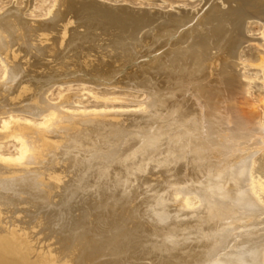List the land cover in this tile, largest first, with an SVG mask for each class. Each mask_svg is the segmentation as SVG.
I'll list each match as a JSON object with an SVG mask.
<instances>
[{"label": "rangeland", "instance_id": "obj_1", "mask_svg": "<svg viewBox=\"0 0 264 264\" xmlns=\"http://www.w3.org/2000/svg\"><path fill=\"white\" fill-rule=\"evenodd\" d=\"M61 1L0 0V33H3V35H0V43L5 46L7 41L6 48L14 49L12 51L8 49L9 51L7 52L6 48L4 50V47L0 44V103H3L0 104V111L10 110L9 108L15 107L21 109L0 114V157L10 158L17 163H23L29 160V155L32 160L36 159L33 165L39 169L34 168L36 174L29 175V177H35L31 178L32 180L29 178L31 181L29 183H32L31 185L28 184L29 188L31 187L28 190L29 194H22V192L17 194V188H14L16 190L15 193L13 192L15 190L9 189L7 192L5 191V194L12 196V199L9 196H5L4 200H2L4 205H1V207L3 208L2 211H4L3 221L6 223L4 225L10 226L9 223H11V227H13V223H15L14 228L25 236L28 248H30L27 251L31 253L29 254L30 256L32 255L30 260L32 258L35 261L38 259V264H41V260L42 264H47V261H49L48 264H61L62 262V264H83L85 260L87 264H129V261L130 264H226L229 261H227L228 255L235 254L238 256L239 254L240 258L234 257L235 260H231L232 262L228 263L264 264V1L259 0L258 4L256 2L248 4L249 0H222L223 2L221 0H84V2L82 0H74L72 3L76 2L78 6H70V9L66 7L68 11L65 8L66 4L64 5L63 1ZM60 3L62 7L58 5ZM232 4H235V6ZM247 6L248 9H246ZM105 7H111V10L108 11ZM59 8L63 11L62 17L57 13ZM116 8L117 10L121 8L124 11L126 10L121 12L125 14L122 15L120 12L112 13V9L116 10ZM75 12H79L83 16L87 14V16L85 15L87 18L85 16L84 18L79 13L75 15ZM13 16H18L22 23H17L19 25L15 24L17 30L14 25H12L13 27L8 25ZM56 16L58 17L56 18ZM70 17H72L73 21L71 26L75 23L76 27L73 25L72 28L68 24ZM73 17L76 18L73 19ZM61 19L62 21H60ZM197 20L201 21V24ZM49 21L54 24H50ZM35 22L40 23L37 24ZM48 23L50 24L49 27L43 28ZM185 23L186 25H184ZM76 24L79 25L77 26ZM57 25H60L58 27L60 31L57 30ZM35 27L43 28L44 30H36ZM24 28L27 29V32ZM65 29H67L66 33L63 34ZM4 31L7 33L11 32L9 33L11 35L7 34L5 36ZM13 31L16 32L12 35ZM72 31L78 32L75 37L74 35L72 36ZM109 32L112 34L117 32L118 35L116 34V36L119 38L113 39L114 41L109 40L111 36L106 37L110 34ZM24 34L27 38L24 37ZM71 36L73 40L76 39V42H73ZM55 39L59 47L62 48L57 53L49 49ZM232 39L233 41H231ZM19 40L25 41L19 42ZM26 40L28 42L31 41L25 43ZM3 41L4 43H2ZM31 42L38 44L45 50L37 53L36 47ZM11 43L13 44L10 45ZM17 43L19 46L23 45V48L21 46L18 48ZM112 46L114 47L113 49ZM76 47L79 53L74 52L77 51ZM23 50L26 54L23 53ZM92 51H94L93 54ZM14 52L15 54L22 52L20 54L21 59L35 62L33 67H35L37 74L32 75L31 73L32 77L27 75L26 80L31 79L28 82L32 83V87L31 89L28 87L29 91L26 90V93L29 94L23 93L24 97L22 96L21 100L24 103L20 99L14 103L10 101L16 94L17 88L13 90V94L10 93L9 88L7 89L8 86L3 87L7 82L6 80L9 79L10 74L7 64L8 61H11ZM112 52L114 55L110 56L109 54ZM4 53H7L9 57L12 55L11 58L4 56ZM22 54L25 55L22 56ZM102 54L105 58H103ZM44 55L46 56L44 57ZM40 56H43L42 58L44 59ZM212 61L216 64L212 63ZM158 65H161L162 68H159ZM151 67L153 69H150ZM206 71L209 72L207 73ZM168 83L172 84V87H167ZM174 84L177 85L175 86ZM6 90H9V92ZM32 94H35V98L37 97L40 102L42 101V104H45L43 109L35 114H32L29 110V112L27 110L24 111L30 101L28 95L31 96ZM164 94L165 96H163ZM173 95L176 96L174 97ZM152 98H155L157 102L151 103L150 100ZM159 99L161 100L159 101ZM18 101H21L20 104H18ZM159 107L160 109H158ZM165 107L172 108L174 114L171 113L167 116L164 112ZM52 110L55 111L52 112ZM161 110L164 111L162 112ZM65 111L69 113L67 114ZM175 114L176 117L173 116ZM81 116L82 118H80ZM170 116L171 118L175 117L173 118L174 121L170 119ZM72 117L73 120H71ZM94 117H106L110 121L115 119L112 122H118L117 129H121L124 134L117 133L118 130L117 132L107 130L105 124L100 126L93 124L92 122L95 121L93 120ZM53 118L57 119V121H54ZM147 119L151 120L148 121ZM79 120H82V123L84 121L87 127L85 124H81ZM86 120L88 121L86 122ZM69 121H74L75 123H71L75 125H70ZM125 122L126 124H124ZM52 123L51 129L49 126ZM27 124H30L34 128L33 130L37 128L42 131L45 130L44 132L51 136L50 140H53L56 144L49 147L47 145L42 146L36 140L34 142L33 139L28 138L27 146L30 152L25 155L22 152L25 147L24 143L20 140L21 138H18L20 134L16 133L15 127L16 125H24V128ZM62 124L63 126L61 127ZM76 125L78 126L76 127ZM71 126L76 128L71 130ZM56 129H58V132ZM73 131H76V134ZM209 144L211 145L209 146ZM54 146L56 148H53ZM45 149H49L48 154L51 150L50 156L46 153V156H44L43 152ZM56 149L58 150L56 151ZM204 158L210 163L207 166L201 164L205 160ZM52 164H55L52 166L53 168H51ZM54 167H57L56 171ZM80 168L81 170H79ZM116 169L119 170L117 171ZM75 171H78V174ZM87 174L88 176H86ZM15 175L19 177L27 176L26 174L23 175V173H16ZM217 175H221V179H218V181L216 180L217 178L215 179ZM70 176L71 180H69ZM81 176L84 178L82 179ZM118 176L122 178L121 181ZM94 177L96 180H94ZM210 177H213L215 181ZM6 178L9 177L6 176ZM42 178H46L44 179L45 182L42 181ZM55 178L56 180L61 178L62 183L60 180L56 182ZM76 179L79 181L82 179L84 183ZM74 180L76 181L75 183ZM112 180L115 182L118 180L119 182L117 183L119 184L114 183ZM42 183L43 185H41ZM58 183L59 186L57 185ZM79 183L81 185H78ZM55 186L57 187L55 188ZM37 187L38 189H36ZM58 187H60V190L57 189ZM65 187L68 189H65ZM75 187L79 188V191ZM74 190L77 191L73 192ZM29 191L32 192V195ZM68 191H71L70 194ZM48 192L52 193V195ZM72 192L73 194H71ZM218 192L220 193L219 195ZM82 193L87 195L84 196ZM17 195L19 198H17ZM86 196H89V199ZM64 197L65 199H63ZM92 197H95L94 202H91ZM100 197H104L101 198L103 201L100 200ZM83 198L87 199L84 200ZM180 200L186 202L183 203L182 207L180 206ZM251 200L252 202H250ZM84 203H87L88 207L87 205L84 206ZM228 206L232 210L234 209L235 215L232 220L228 219L224 223L218 218ZM60 207L65 210L62 209V211ZM89 207L92 209H89ZM176 207L181 210L184 209V211L193 212V215L189 216L185 212L177 211ZM152 209L153 211L155 209V212L159 210V213L156 212L154 214L155 212ZM90 210L93 212H90ZM59 211L62 212L60 213ZM194 213L197 215L195 216ZM77 215L80 218L77 217V219L75 217ZM199 215L202 217L200 216V218ZM81 217L82 219L84 217V219L82 220ZM154 217L156 218L154 219ZM64 220H67L69 226ZM24 224L29 230L24 227ZM187 226L192 227L187 228ZM95 227L96 229H93ZM194 227H199L197 228L198 231ZM202 227L203 230H201ZM193 228L196 230L195 232H193ZM22 229L25 233H23ZM199 230L201 231L199 232ZM70 232L73 233L71 234ZM156 232L164 235L165 232H169V235L166 234L167 236H164L156 234ZM82 233L88 234L86 235L87 237ZM77 236H79V239ZM36 241L37 243H35ZM74 241H77V246H72L75 244ZM93 242L96 243L92 244ZM66 243L74 249H71ZM101 243L103 244L101 245ZM171 243H174L173 246ZM79 247L85 251L82 250L83 253L79 252ZM98 247L100 249L104 248L100 250ZM31 248L38 251L33 252L35 250ZM62 252L68 253V256L62 254ZM74 252H79L81 256L78 255L79 253L74 254ZM135 252L136 254H133ZM96 253H99L100 256ZM46 254L50 255V257ZM45 255L47 260H44ZM75 255L78 258H75ZM83 256L86 258H83ZM80 257L82 260L84 259V262H80L82 261ZM185 258L186 260H184ZM74 259L76 262H74ZM10 263L12 262L10 261Z\"/></svg>", "mask_w": 264, "mask_h": 264}, {"label": "bare ground", "instance_id": "obj_2", "mask_svg": "<svg viewBox=\"0 0 264 264\" xmlns=\"http://www.w3.org/2000/svg\"><path fill=\"white\" fill-rule=\"evenodd\" d=\"M63 1V3H64V5L66 4V6H65V8L66 7H68V9H70L69 7L70 6H75L76 7V5L78 6V4L75 2V3H72V2H74V0H62ZM61 1V2H62ZM76 1V0H75ZM83 2H84V0H82ZM88 1V0H87ZM215 1V0H214ZM222 1V0H221ZM227 1V0H226ZM234 1V0H233ZM241 1V0H240ZM243 1H248V0H243ZM264 1V0H263ZM210 2V1H209ZM212 2V1H211ZM223 2V1H222ZM252 2H256V4H258L259 3V0H249L248 1V4H250V3H252ZM62 3V4H63ZM208 4V3H207ZM210 4V3H209ZM58 5H60V7H62V5H61V3L60 4H58ZM63 5V6H64ZM226 5H227V3H226ZM232 5H234L235 6V4H232ZM242 5H243V3H242ZM245 5V4H244ZM81 6V5H80ZM85 6V5H84ZM210 6V5H209ZM208 6V7H209ZM252 6V5H251ZM64 7H63V10L65 9ZM74 8V7H73ZM97 8H99V7H97ZM104 8V7H103ZM108 11L109 10H111V7H105ZM109 8V9H108ZM125 8V7H124ZM204 8V7H203ZM215 8V7H214ZM250 8V7H249ZM257 8H259V7H257ZM82 9V8H81ZM92 9H93V7H92ZM105 9V10H106ZM126 9V8H125ZM206 9V8H205ZM221 9V8H220ZM244 9V8H243ZM246 9H248V6H247V8ZM59 10V12H57L58 14H59V16H61V14L63 13V11H62V9L61 8H59V9H57V11ZM61 10V11H60ZM66 10H67V8H66ZM208 10V9H207ZM212 10V9H211ZM15 11V10H14ZM65 11V10H64ZM68 11V10H67ZM74 11V10H73ZM101 11V10H100ZM126 11V10H125ZM122 8L121 9H119V10H117V8H116V10L114 9H112V13L113 12H125ZM128 11V10H127ZM214 11V10H213ZM257 11H258V9H257ZM70 12V11H69ZM80 12V11H79ZM79 12H77V13H79ZM84 12V11H83ZM204 12V11H203ZM206 12V11H205ZM208 12V11H207ZM12 13H14V12H12ZM76 12H75V15L77 14ZM85 13V12H84ZM222 13V12H221ZM52 14H56V13H52ZM80 14V13H79ZM118 14V13H117ZM122 14V13H121ZM123 14H125V13H123ZM122 14V15H123ZM128 14V13H127ZM133 14H135V13H133ZM218 14V13H217ZM80 15H82L83 16V14H80ZM79 15V16H80ZM86 16H87V14H85ZM84 15V16H85ZM91 15V14H90ZM107 15H108V13H107ZM120 15V14H119ZM119 15H118V17H119ZM202 15V14H201ZM203 15H205V14H203ZM7 16V15H6ZM55 16V15H54ZM73 16V15H72ZM83 16V17H84ZM85 16V17H86ZM128 16V15H127ZM134 16V15H133ZM136 16V15H135ZM192 16V15H191ZM212 16V15H211ZM14 17V16H13ZM13 17H11L12 18V20L8 23V25L9 26H12V25H14L15 26V24H17V23H21V20H20V18H18V16H15L14 18ZM58 16H56V18H57ZM62 17V16H61ZM60 17V18H61ZM84 17V18H85ZM90 17V16H89ZM115 17H116V15H115ZM124 17V16H123ZM145 17V16H144ZM170 17V16H169ZM202 17V16H201ZM204 17V16H203ZM207 17V16H206ZM213 17V16H212ZM8 18V17H7ZM54 18V17H53ZM74 18H76V17H73V19ZM87 18V17H86ZM91 18V17H90ZM113 18V17H112ZM121 18V17H120ZM126 18V17H125ZM175 18H176V16H175ZM198 18V17H197ZM170 19V18H169ZM179 19H181V18H179ZM178 19V20H179ZM199 19V18H198ZM205 19V18H204ZM65 20V19H64ZM76 20V19H75ZM81 20V19H80ZM82 20H83V18H82ZM102 20V19H101ZM121 20H122V18H121ZM126 20H127V18H126ZM139 20V19H138ZM141 20V19H140ZM190 20H192V19H190ZM206 20V19H205ZM205 20H203V21H205ZM2 22H3V20H1ZM41 21V20H40ZM44 21V20H43ZM46 21V20H45ZM60 21H62V19L60 20ZM77 21H79L78 19H77ZM86 21V20H85ZM89 21V20H88ZM128 21H129V19H128ZM173 21V20H172ZM198 21V20H197ZM228 21V20H227ZM261 21V20H260ZM7 22V21H6ZM22 22H24V21H22ZM50 22V21H49ZM73 21H72V17H70V20H69V22H68V24H70V26H71V23H72ZM80 22V21H79ZM91 22V21H90ZM89 22V23H90ZM189 22V21H188ZM201 22V21H200ZM199 21H198V23H200ZM26 23V22H25ZM35 23H37V22H35ZM38 23H40V22H38ZM37 23V24H38ZM52 22H50V24H51ZM57 23V22H56ZM55 23V24H56ZM59 23H61V22H59ZM85 23V22H84ZM92 23V22H91ZM190 23V22H189ZM204 23V22H203ZM5 24V23H4ZM22 24V23H21ZM34 24V23H33ZM49 23L48 24H46V25H44L43 26V28L44 27H49V25H50ZM54 23H52V25H53ZM62 24H64V23H62ZM83 24V23H82ZM131 24V23H130ZM174 24V23H173ZM201 24V23H200ZM6 25V24H5ZM17 25H19V24H17ZM25 25H27V24H25ZM75 26V23L74 24H72V26ZM77 25V24H76ZM79 25V24H78ZM77 25V26H78ZM81 25V24H80ZM85 25V24H84ZM184 25H186V23L184 24ZM60 26V25H59ZM58 25L56 26V28H57V30L58 31H60L59 29H58V27H59ZM63 26V25H62ZM71 26V27H72ZM83 26V25H82ZM89 26V25H88ZM116 26H118V25H116ZM124 26V25H123ZM131 26V25H130ZM190 26V25H189ZM192 26V25H191ZM199 26H201V25H199ZM4 27V26H3ZM7 27V26H6ZM13 27V26H12ZM26 27H28V26H26ZM54 27V26H53ZM76 27V26H75ZM204 27V26H203ZM31 28V27H30ZM36 28V30H42L43 28H38V27H35ZM73 28V27H72ZM189 28V27H188ZM193 28V27H192ZM192 28H191V30H192ZM199 28V27H198ZM15 29L17 30V28H16V26H15ZM26 28H24V30H25ZM52 29V28H51ZM60 29H62V27H60ZM70 29V28H69ZM76 29V28H75ZM83 29V28H82ZM84 29H85V27H84ZM195 29H196V27H195ZM206 29H207V27H206ZM233 29V28H232ZM31 30V29H30ZM33 30V29H32ZM44 30V29H43ZM66 30L67 29H65V31H64V33L63 34H65L66 33ZM72 30V29H71ZM116 30H117V28H116ZM238 30V29H237ZM23 31V30H22ZM45 31H46V29H45ZM47 31H49V30H47ZM77 31V30H76ZM87 31V30H86ZM85 31V32H86ZM131 31V30H130ZM193 31V30H192ZM202 31V30H201ZM230 31V30H229ZM228 31V32H229ZM233 31V30H232ZM14 32H16V31H13V33H12V35L14 34ZM26 32H27V29H26ZM32 32V31H31ZM44 32V31H43ZM74 34H73V33ZM71 33H72V36L74 35V37H75V34L76 33H78V32H76L75 33V31H72ZM80 32H81V30H80ZM119 32V31H118ZM181 32H182V30H181ZM4 35L5 36H7V34H9V33H11V32H9V33H7V32H5L4 31ZM33 33V32H32ZM37 33V32H36ZM40 33V32H39ZM47 33V32H46ZM49 33V32H48ZM51 33V32H50ZM62 33V32H61ZM95 33V32H94ZM110 33V32H109ZM108 33V34H109ZM165 33V32H164ZM176 33V32H175ZM187 33V32H186ZM198 33H200V32H198ZM202 33H203V31H202ZM3 35V33H0V35ZM16 34V33H15ZM20 34V33H19ZM30 34V33H29ZM79 34H81V33H79ZM83 34V33H82ZM116 34H117V32H115L114 34H112V33H110L108 36H106L107 38L108 37H110L109 38V40H111V41H114L118 36H116ZM125 34V33H124ZM157 34V33H156ZM177 34V33H176ZM213 34H214V32H213ZM223 34V33H222ZM229 34V33H228ZM232 34V33H231ZM236 34V33H235ZM9 35H11V34H9ZM21 35V34H20ZM32 35V34H31ZM67 35V34H66ZM77 35V34H76ZM118 35V34H117ZM167 35V34H166ZM172 35V34H171ZM193 35H195V34H193ZM226 35V34H225ZM237 35V34H236ZM16 36H18L17 34H16ZM30 36V35H29ZM69 36H70V34H69ZM68 36V37H69ZM72 36H71V39H72ZM83 36H84V34H83ZM86 36V35H85ZM113 36V37H112ZM120 36V35H119ZM181 36V35H180ZM184 36V35H183ZM213 36V35H212ZM217 36V35H216ZM224 36V35H223ZM264 36V35H263ZM263 36H262V39H263ZM9 37V36H8ZM12 37V36H11ZM24 37H25V34H24ZM40 37V36H39ZM54 37H56V36H54ZM60 37V36H59ZM67 37V38H68ZM233 37H235L234 35H233ZM246 37V36H245ZM7 38V37H6ZM18 38V37H17ZM16 38V39H17ZM23 38V37H22ZM25 38H27V37H25ZM35 38V37H34ZM37 38V37H36ZM43 38H47V37H43ZM53 38V37H52ZM64 38V37H63ZM70 38V37H69ZM86 38V37H85ZM112 38V39H111ZM119 38V37H118ZM181 38V37H180ZM179 38V39H180ZM212 38V37H211ZM242 38V37H241ZM2 39L4 40V38L2 37ZM8 39H10V38H8ZM12 39V38H11ZM28 39H30V38H28ZM27 39V40H28ZM38 39V38H37ZM51 39V38H50ZM84 39V38H83ZM89 39V38H88ZM114 39V40H113ZM228 39V38H227ZM261 39V40H262ZM26 40V42L25 43H27L28 41ZM52 40V39H51ZM61 40V39H60ZM59 40V41H60ZM73 40V39H72ZM76 40V39H75ZM75 40H73V42L75 41ZM108 40V39H107ZM108 40V41H109ZM13 41H15V40H13ZM12 41V42H13ZM21 40H19V42H20ZM23 41H25V40H23ZM23 41H21V42H23ZM31 41V40H30ZM29 41V42H30ZM33 41V40H32ZM104 41V40H103ZM210 41H211V39H210ZM228 41H229V39H228ZM231 41H233V39L231 40ZM230 41V42H231ZM254 41V40H253ZM16 42H17V40H16ZM15 42V43H16ZM28 42V43H29ZM57 41H56V39L55 40H53V43L51 44V46L49 47V49L50 50H52L54 53H57L58 51H60V50H62V48H60L59 47V44H57L56 43ZM76 42V41H75ZM177 42V41H176ZM240 42H241V40H240ZM2 43H4V41L2 42ZM9 43V42H8ZM32 43V42H31ZM65 43V42H64ZM109 43V42H108ZM204 43H205V41H204ZM203 43V44H204ZM1 44V43H0ZM6 45H7V41H6V43H5ZM13 43H11L10 45H12ZM33 44V46H35L36 48V52L38 53V52H42L43 50H45L44 48L42 49L38 44H35V43H32ZM61 44H63V43H61ZM66 44V43H65ZM69 44H71V43H69ZM69 44H68V46H69ZM187 44V43H186ZM197 44V43H196ZM2 45V44H1ZM0 45V46H1ZM6 45L5 46H3L4 47V50H5V48H6ZM9 44H8V46H10ZM17 46H19L18 45V43L16 44ZM26 45V44H25ZM67 45V44H66ZM110 45V44H109ZM108 45V46H109ZM188 45V44H187ZM21 47L23 46V45H20ZM20 46L18 47V48H20ZM32 46V45H31ZM83 46V45H82ZM85 46V45H84ZM162 46V45H161ZM173 46H175V45H173ZM181 46V45H180ZM191 46V45H190ZM227 46V45H226ZM12 47V46H11ZM16 47V46H15ZM95 47H96V45H95ZM167 47V46H166ZM176 47V46H175ZM13 48V47H12ZM17 48V49H18ZM23 48V47H22ZM21 48V49H22ZM64 48V47H63ZM77 48V47H76ZM90 49H92L91 47H89ZM108 48V47H107ZM114 47L112 46V49H113ZM122 48V47H121ZM159 48V47H158ZM173 48V47H172ZM8 49H10L9 47H8ZM7 48H6V50H7V52L9 51ZM65 49H68V48H65ZM81 49H82V47H81ZM89 49V50H90ZM194 49V48H193ZM225 49V48H224ZM2 50H3V48H2ZM3 50V51H4ZM11 51L12 50H14V49H10ZM16 50V49H15ZM24 50H26V49H24ZM23 50V51H24ZM74 50H75V48H74ZM93 50H94V48H93ZM161 50V49H160ZM18 51V50H17ZM21 51V50H20ZM51 51V52H52ZM73 51V50H72ZM80 51V50H79ZM82 52H83V50H81ZM95 51V50H94ZM94 51H92V54H93V52ZM98 51V50H97ZM19 52V51H18ZM17 52V54H15V52H14V54H13V56H12V58H11V56L9 57L8 55H7V53L4 55V56H8V58H11V61H8V71H9V79L8 80H6L7 82L3 85V87H7V89L9 88L10 89V93H13V90L14 89H16V91H15V95H14V97L13 98H11V102H15V101H17L18 99H22V96L24 95L23 93L25 92L26 93V90H28L29 88L31 89V87H32V83L31 82H28V81H31V79L30 80H26V78H27V75H30L31 73H32V75H36L37 73H36V71H35V67H33V66H35V62L33 63V62H29V60H27V59H25V60H23V59H21V57H20V54L22 53H18ZM49 52V51H48ZM52 52V53H53ZM63 52V51H62ZM61 52V53H62ZM64 52H66V51H64ZM75 53L76 52H78V48H77V51H74ZM73 52V53H74ZM89 52H91V51H89ZM23 53H25L26 54V52L24 51ZM45 53V52H44ZM79 53V52H78ZM88 53V52H87ZM186 53V52H185ZM203 53V52H202ZM205 53V52H204ZM2 54V53H1ZM9 54H12V53H9ZM19 54V55H18ZM25 54H22V56L23 55H25ZM29 54V53H28ZM51 54V53H50ZM67 54V53H66ZM65 54V55H66ZM107 54V53H106ZM82 55V54H81ZM80 55V56H81ZM95 55V54H94ZM110 56H112V55H114V53L112 52V53H110L109 54ZM128 55V54H127ZM205 55V54H204ZM3 56V55H2ZM29 56H31V55H29ZM28 56V57H29ZM46 55H44V57H45ZM60 56V55H59ZM101 56V55H100ZM102 56H103V54H102ZM101 56V57H102ZM211 56V55H210ZM25 57V56H24ZM36 57H38L37 55H36ZM41 57V56H40ZM39 57V58H40ZM43 57V56H42ZM41 57V58H42ZM61 57V56H60ZM98 57V56H97ZM27 58V57H26ZM32 58V57H31ZM65 58V57H64ZM103 58H105L104 56H103ZM115 58V57H114ZM207 58V57H206ZM212 58V57H211ZM215 58V57H214ZM233 58V57H232ZM34 59V58H33ZM42 59H44V58H42ZM41 59V60H42ZM49 59V58H48ZM52 59V58H51ZM60 59V58H59ZM73 59V58H72ZM97 60H98V58H96ZM2 60V59H1ZM7 60V59H6ZM35 60V59H34ZM33 60V61H34ZM40 60V61H41ZM96 60V61H97ZM211 60H213V59H211ZM44 61V60H43ZM218 61V60H217ZM103 62V61H102ZM108 62V61H107ZM146 62V61H145ZM205 62V61H204ZM226 62V61H225ZM100 63V62H99ZM210 63H211V61H210ZM209 63V64H210ZM212 63H214V64H216L214 61H212ZM97 64V63H96ZM107 64V63H106ZM236 64V63H235ZM88 65V64H87ZM152 65V64H151ZM201 65V64H200ZM210 65H212V64H210ZM42 66V65H41ZM97 66H100V65H97ZM146 66V65H145ZM155 66V65H154ZM159 66V68L161 67V65H158ZM216 66V65H215ZM105 67V66H104ZM157 67V66H156ZM155 68V67H154ZM162 68V67H161ZM212 68H213V66H212ZM39 69V68H38ZM149 69V68H148ZM150 69H153L152 67L150 68ZM157 69V68H156ZM138 70V69H137ZM144 70V69H143ZM160 70V69H159ZM213 70V69H212ZM230 70V69H229ZM48 71H50V70H48ZM158 71V70H157ZM47 72V71H46ZM55 72V71H54ZM150 72V71H149ZM164 72V71H163ZM207 72V71H206ZM209 72V71H208ZM207 72V73H208ZM39 73V72H38ZM133 73V72H132ZM146 74V73H145ZM209 74H211V73H209ZM231 74V73H230ZM44 75V74H43ZM136 75V74H135ZM22 76V77H21ZM31 76V75H30ZM42 76V75H41ZM163 76H164V74H163ZM167 76V75H166ZM169 76V75H168ZM172 76H174V75H172ZM32 77V76H31ZM36 77V76H35ZM184 77H185V75H184ZM191 77V76H190ZM29 78V77H28ZM33 78H34V76H33ZM32 78V80L34 81V79ZM38 78V77H37ZM36 78V79H37ZM40 78H43V77H40ZM139 78V77H138ZM167 78V77H166ZM165 78V79H166ZM171 78V77H170ZM216 78V77H215ZM164 79V78H163ZM223 79V78H222ZM244 79V78H243ZM4 80V79H3ZM172 80H173V78H172ZM207 80V79H206ZM229 80V79H228ZM228 80H227V83H228ZM164 81V80H163ZM167 82V81H166ZM165 82V83H166ZM175 82V81H174ZM204 83V82H203ZM232 83V82H231ZM169 84V83H168ZM162 85V84H161ZM166 85H167V83H166ZM170 85V84H169ZM167 86V87H172L171 85L170 86ZM175 85V84H174ZM173 85V86H174ZM177 85V84H176ZM175 85V86H176ZM29 87V88H28ZM151 87V86H150ZM204 88V87H203ZM33 89V88H32ZM160 89V88H159ZM165 89V88H164ZM163 89V90H164ZM17 90H19V92H17ZM166 90V89H165ZM172 90V89H171ZM174 90H175V88H174ZM178 91H179V89H177ZM3 91H4V89H3ZM7 92H9V90H6ZM29 91V90H28ZM167 91V90H166ZM165 91V92H166ZM176 91V90H175ZM182 91V90H181ZM189 91H190V89H189ZM33 92V91H32ZM150 92V91H149ZM161 92V91H160ZM164 92V93H165ZM177 92V91H176ZM199 92V91H198ZM174 93V92H173ZM172 93V94H173ZM182 93V92H181ZM5 94V93H4ZM14 94V93H13ZM12 94V95H13ZM26 94H29V93H26ZM168 94V93H167ZM176 94V93H175ZM178 94H179V92H178ZM35 95V94H34ZM33 94L30 96V95H28L29 97H28V99H30V101H29V103H28V106L26 107V109L24 108V111L25 110H29L30 112H32V114H35L36 112H39L40 110H42L43 109V105H45V104H42L40 101H39V99L36 97L35 98V96H34ZM156 95V94H155ZM154 95V97H156ZM177 95V94H176ZM175 95V96H176ZM149 96V95H148ZM160 96V95H159ZM163 96H165V94L163 95ZM174 96V95H173ZM174 96V97H175ZM24 97V96H23ZM167 97V96H166ZM172 97V96H171ZM5 98V97H4ZM10 98V97H9ZM39 98H41V97H39ZM162 98V97H161ZM177 98H178V96H177ZM177 98H175V99H177ZM209 98V97H208ZM158 99V98H157ZM164 99H165V97H164ZM170 99V98H169ZM161 99H159V101H160ZM167 100H168V98H167ZM171 100V99H170ZM173 100V99H172ZM180 100V99H179ZM182 100V99H181ZM22 101V100H21ZM20 101V102H21ZM155 101H156V99L155 98H152V100H150V102L151 103H155ZM186 101V100H185ZM19 102V101H18ZM20 102L18 103V104H20ZM23 103H24V101H22ZM46 102V101H45ZM157 102V101H156ZM176 102H178V101H176ZM183 102V101H182ZM182 102H181V104H182ZM6 103V102H5ZM47 103V102H46ZM164 103V102H163ZM0 104H3V103H0ZM10 104V103H9ZM157 104V103H156ZM160 104V103H159ZM158 104V105H159ZM187 104V103H186ZM6 105V104H5ZM27 105V104H26ZM151 105V104H150ZM161 105V104H160ZM159 105V106H160ZM165 105V104H164ZM177 105H178V103H177ZM3 106V105H2ZM8 106V105H7ZM156 106V105H155ZM48 107V106H47ZM154 107V106H153ZM187 107V106H186ZM186 107H184V108H186ZM202 107V106H201ZM6 109H7V107H5ZM9 108V107H8ZM155 108V107H154ZM162 108V107H161ZM196 108V107H195ZM213 108V107H212ZM10 110H6V111H3V110H1L0 111V114L1 113H6V112H11V111H15V110H18L19 108H9ZM149 109V108H148ZM156 109V108H155ZM158 109H160V107L158 108ZM157 109V110H158ZM175 109H176V106H175ZM5 110V109H4ZM19 110H21V109H19ZM23 110V109H22ZM50 110V109H49ZM28 111V112H29ZM44 111V110H43ZM53 111H55V110H52V112ZM152 111H153V109H152ZM155 111V110H154ZM162 111V110H161ZM164 111V110H163ZM162 111V112H163ZM180 111H181V109H180ZM45 112V111H44ZM64 112V111H63ZM66 112V111H65ZM110 112H113V111H110ZM116 112H119V111H116ZM125 112H127V111H125ZM157 112V111H156ZM159 112V111H158ZM165 114L168 116L169 114H171V113H173V110H172V108H168V107H165ZM14 113V112H13ZM41 113V112H40ZM60 113V112H59ZM67 113V112H66ZM69 113V112H68ZM67 113V114H68ZM98 113H101V112H98ZM109 113V112H108ZM182 113H183V111H182ZM29 114V113H28ZM31 114V115H32ZM56 114H58L57 112H56ZM73 114V113H72ZM76 114V113H75ZM102 114V113H101ZM106 114V113H105ZM152 114V113H151ZM154 114V113H153ZM174 114V113H173ZM2 115V114H1ZM53 115H55L54 113H53ZM82 115V114H81ZM103 115H104V113H103ZM161 116H162V114H160ZM186 115V114H185ZM184 115V116H185ZM39 116H40V114H39ZM93 116V115H92ZM96 116V115H95ZM113 116V115H112ZM119 116V115H118ZM151 116V115H150ZM152 116H154V115H152ZM158 116V115H157ZM173 116H175L176 117V114L175 115H173ZM122 117V116H121ZM134 117V116H133ZM148 117V116H147ZM159 117V116H158ZM175 117H172L171 118V116H170V119H172L173 120V118H175ZM55 118V117H54ZM53 118V119H54ZM60 118V117H59ZM77 118V117H76ZM80 118H82V116L80 117ZM88 118V117H87ZM97 118V117H96ZM95 117H94V119L93 120H95L94 122H92L93 124L95 123V124H97V125H101V124H105V126H106V128H107V130H109V131H113V132H117V130H118V132L117 133H119L120 132V134L122 135V134H124V132H122V130L121 129H117L118 128V122L117 123H113L112 121L114 120L115 121V119H113L112 121H110V120H108V118H104V117H102V118H97L96 119ZM129 118V117H128ZM142 118H144V117H142ZM179 118V117H178ZM182 118V117H181ZM186 118V117H185ZM189 118V117H188ZM51 120H52V118H50ZM66 119V118H65ZM117 119V118H116ZM164 119V118H163ZM169 119V118H168ZM50 120V121H51ZM64 120V119H63ZM68 120V119H67ZM71 120H73V117L71 118ZM84 120V119H83ZM118 120V119H117ZM119 120H120V118H119ZM122 120V119H121ZM130 120V119H129ZM135 120V119H134ZM146 120V119H145ZM148 120V119H147ZM149 120H151V119H149ZM148 120V121H149ZM166 120V119H165ZM185 120V119H184ZM189 120V119H188ZM54 121H57V119L55 120L54 119ZM53 121V122H54ZM60 121V120H59ZM80 121V123L81 124H85L84 123V121H83V123H82V120H79ZM88 120H86V122H87ZM137 121H138V119H137ZM168 121V120H167ZM174 121V120H173ZM179 121V120H178ZM63 122V121H62ZM71 122H74V121H71ZM70 121H69V123H70V125L72 124ZM77 122H78V120H77ZM90 122V121H89ZM124 122V121H123ZM135 122V121H134ZM144 122H146V121H144ZM166 122V121H165ZM180 122V121H179ZM186 122V121H185ZM61 123V122H60ZM65 123H66V121H65ZM75 123V122H74ZM72 124V125H75V124ZM120 123V122H119ZM51 124V123H50ZM49 124V125H50ZM56 124V123H55ZM57 124H58V122H57ZM63 124H64V122H63ZM63 124L61 125V127L63 126ZM78 124H79V122H78ZM90 124V123H89ZM124 124H126V122L124 123ZM130 124V123H129ZM65 125H67V124H65ZM69 125V124H68ZM80 125V124H79ZM86 125V124H85ZM91 125V124H90ZM120 125V124H119ZM24 126V125H23ZM23 126H21V125H16V127H15V130L17 131L16 133H19L20 135L18 136V138H21L20 140L24 143V150L22 151L25 155H27L29 152H30V150L28 149L29 147L27 146L28 145V141H27V139L28 138H30V139H33L34 140V142H35V140L37 141V142H39V144H41L42 146H52V145H54V144H56L55 142H53V140H50V138H51V136H49L48 135V133L47 132H44V131H42V130H40L39 128H37L36 130H33L34 128L33 127H31L30 126V124H27L26 125V127H24L23 128ZM51 126H53V123H52V125H50L49 127H51ZM56 126H58V125H56ZM59 126H60V124H59ZM78 125H76V127H77ZM84 126V125H83ZM82 126V127H83ZM98 126V127H99ZM104 126V125H103ZM35 127V126H34ZM70 127V126H69ZM75 126H71V130H72V128H76ZM81 127V126H80ZM86 127H87V125H86ZM91 127V126H90ZM94 127V126H93ZM92 127V129H94ZM201 127V126H200ZM59 128V127H58ZM121 128H123V127H121ZM51 129H52V127H51ZM54 129V128H53ZM62 129H64V128H62ZM96 129V128H95ZM48 130V129H47ZM55 130V129H54ZM57 130V132H58V129H56ZM98 130H99V128H98ZM105 130V129H104ZM50 131V130H49ZM60 131V130H59ZM64 131V130H63ZM67 131L68 132H70L68 129H67ZM77 131V130H76ZM75 131V132H76ZM52 132V131H51ZM53 132H55V131H53ZM74 132V131H73ZM74 132V133H75ZM147 132V131H146ZM56 133V132H55ZM54 133V134H55ZM63 133V132H62ZM64 133H65V131H64ZM80 133V132H79ZM84 133V132H83ZM130 133V132H129ZM203 133V132H202ZM76 134V133H75ZM74 134V135H75ZM86 134V133H85ZM126 134V133H125ZM51 135H52V133H51ZM62 135V134H61ZM158 135V134H157ZM177 135V134H176ZM1 136V135H0ZM64 136V135H63ZM70 136H71V134H70ZM76 136V135H75ZM178 136V135H177ZM202 136V135H201ZM66 137V136H65ZM69 137V136H68ZM101 137V136H100ZM126 137V136H125ZM180 137V136H179ZM208 137V136H207ZM210 138V137H209ZM1 139V138H0ZM218 139V138H217ZM65 140V139H64ZM211 140V139H210ZM32 141V140H31ZM63 141V140H62ZM70 141V140H69ZM33 142V143H34ZM142 143V142H141ZM167 143V142H166ZM213 143V142H212ZM32 144V143H31ZM30 144V145H31ZM34 144H36V143H34ZM107 144V143H106ZM162 144V143H161ZM29 145V146H30ZM38 145V144H37ZM105 145V144H104ZM169 145V144H168ZM211 144H209V146H210ZM245 145V144H244ZM34 146V145H33ZM33 146H31V147H33ZM36 146V145H35ZM39 147H40V145H38ZM37 146V147H38ZM56 146V145H55ZM53 147V148H56V147ZM208 146V145H207ZM30 147V148H31ZM47 147V148H48ZM46 148V147H45ZM33 149V148H32ZM36 149H39V148H36ZM42 149H44L43 147H42ZM40 150H41V148H40ZM39 150V151H40ZM49 150V149H48ZM48 150L47 149H45L44 150V156H46L45 155V153L47 154V155H49L51 152V150L49 151V154H48ZM58 149H56V151H57ZM112 150V149H111ZM25 151V152H24ZM138 151V150H137ZM232 151V150H231ZM38 152V151H37ZM41 152H42V150H41ZM106 152V151H105ZM113 152V151H112ZM22 153V154H23ZM162 153V152H161ZM171 153V152H170ZM177 153V152H176ZM208 153V152H207ZM206 153V154H207ZM215 153V152H214ZM35 154H36V152H35ZM38 155H39V153H37ZM42 154V153H41ZM40 154V155H41ZM80 154V153H79ZM205 154V155H206ZM77 155V154H76ZM86 155V154H85ZM42 156V155H41ZM50 156V155H49ZM48 156V157H49ZM52 156V155H51ZM59 156V155H58ZM241 156V155H240ZM33 157V156H32ZM40 157V156H39ZM48 157H46V158H48ZM82 157V156H81ZM186 157H188V156H186ZM214 157V156H213ZM26 158V160H27V156L25 157ZM43 158V157H42ZM63 158V157H62ZM72 158V157H71ZM84 158V157H83ZM174 158H175V156H174ZM182 158V157H181ZM181 158H180V160H181ZM22 159V158H21ZM28 159L29 160H27V161H24L23 163L22 162H16L15 160H12V159H10V158H2V157H0V264H38V259H36V261L32 258V260H30V258L32 257V255L30 256L29 254H31L29 251H27V250H29L30 248H28V243H27V241L25 240V236L24 235H22L21 233H19V231L17 230V229H15L14 228V225H15V223H13L12 225H13V227H11V223H9L10 224V226L8 225H4V224H6L4 221H3V212L4 211H2V207H1V205L3 206L4 204H2L3 202H2V200H4V197L5 196H9V195H7V194H5V191L7 192L9 189H11V190H15L16 188L18 189V191H17V194L19 193L20 194V192H22V194L23 193H25V194H27L28 193V190L31 188H29V185L28 184H30L29 183V181H30V179L32 178H35V177H29V175H31V174H36L35 172H34V160H36V159H34V160H32L31 158H29V155H28ZM70 159V158H69ZM96 159H98V158H96ZM205 159V158H204ZM214 159V158H213ZM48 160V159H47ZM46 160V161H47ZM60 160V159H59ZM63 160V159H62ZM99 160V159H98ZM100 160L102 161V159L100 158ZM179 160V161H180ZM228 160V159H227ZM50 161V160H49ZM155 161V160H154ZM161 161V160H160ZM178 161V162H179ZM40 162V161H39ZM53 162V161H52ZM62 162V161H61ZM70 162V161H69ZM100 162V161H99ZM218 162V161H217ZM53 163H55V162H53ZM75 163V162H74ZM102 163V162H101ZM127 163V162H126ZM125 163V164H126ZM131 163V162H130ZM232 163V162H231ZM241 163V162H240ZM5 164V165H4ZM6 164H8V165H6ZM57 164V163H56ZM59 164H60V162H59ZM95 164V163H94ZM190 164V163H189ZM202 165H208V164H210L209 163V161H206V159L203 161V163H201ZM36 165H38V164H36ZM55 165V164H54ZM53 164L51 165V168H53L52 166H54ZM61 165V164H60ZM83 165V164H82ZM76 166V165H75ZM237 166V165H236ZM39 167V166H38ZM48 167V166H47ZM84 167V166H83ZM107 167V166H106ZM127 167H129V166H127ZM158 167V166H157ZM40 168V167H39ZM49 168H50V165H49ZM55 168V167H54ZM57 168V167H56ZM56 168H55V171H56ZM65 168V167H64ZM74 168V167H73ZM78 168V167H77ZM86 168H87V166H86ZM109 168V167H108ZM35 169H38V168H35ZM47 169V168H46ZM106 169V168H105ZM105 169H104V171H105ZM113 169V168H112ZM200 169H201V167H200ZM39 170V169H38ZM41 170V169H40ZM54 170V169H53ZM70 170V169H69ZM79 170H81V168L79 169ZM115 170V169H114ZM117 171L119 170V169H116ZM47 171V170H46ZM48 171H49V169H48ZM51 171V170H50ZM58 171V170H57ZM88 171V170H87ZM103 171V172H104ZM116 171V172H117ZM61 172V171H60ZM59 172V173H60ZM72 172H73V170H72ZM78 171H75V173H77ZM138 172V171H137ZM223 172H225V171H223ZM16 173H23V175L24 174H26L27 176L26 177H19V176H17V175H15ZM41 173V172H40ZM39 173V174H40ZM53 173V172H52ZM69 173V175H70V171L68 172ZM68 173H67V175H68ZM84 173H85V171H84ZM105 173H106V171H105ZM120 173V172H119ZM160 173V172H159ZM182 173V172H181ZM42 174V173H41ZM51 174V173H50ZM49 174V175H50ZM57 174V173H56ZM55 174V175H56ZM65 174V173H64ZM72 174V173H71ZM78 174V173H77ZM100 174V173H99ZM116 174V173H115ZM161 174V173H160ZM228 174V173H227ZM11 177H10V176ZM14 175V176H13ZM43 175V174H42ZM41 175V176H42ZM52 175V174H51ZM50 175V176H51ZM58 175V174H57ZM61 175V174H60ZM84 175V174H83ZM98 175V174H97ZM127 175V174H126ZM169 175V174H168ZM222 175V174H221ZM221 175H217L216 177H215V179L218 181V179H221L220 177H221ZM224 175V174H223ZM6 176H8L9 178H6ZM54 176V175H53ZM52 176V177H53ZM86 176H88V174L86 175ZM91 176V175H90ZM106 176V175H105ZM141 176V175H140ZM49 177V176H48ZM55 177V176H54ZM59 177V176H58ZM64 177V176H63ZM80 177V176H79ZM119 177V176H118ZM133 177V176H132ZM30 178V179H29ZM39 178V177H38ZM62 178V177H61ZM60 178V179H61ZM65 178H66V176H65ZM81 178H82V176H81ZM84 178V177H83ZM82 178V179H83ZM91 178V177H90ZM100 178V177H99ZM109 178V177H108ZM114 178H116V177H114ZM114 178H113V180H114ZM120 178V177H119ZM163 178V177H162ZM210 178H212L213 179V177H210ZM31 179V180H32ZM44 179H46V178H44ZM44 179L42 178V181H44ZM59 179V180H60ZM72 179H73V177H72ZM82 179H80L81 181H79L78 179H76V180H78L79 182H82ZM87 179V178H86ZM85 179V180H86ZM89 179V178H88ZM110 179V178H109ZM112 179V178H111ZM121 179L122 178H120V181H121ZM155 179V178H154ZM209 179V178H208ZM39 180V179H38ZM59 180L57 179L56 180V178H55V181L56 182H59ZM69 180H71V176H70V179ZM91 180V179H90ZM94 180H96L95 179V177H94ZM98 180V179H97ZM101 180V179H100ZM112 180V181H113ZM152 180V179H151ZM214 180V179H213ZM212 180V181H213ZM49 181V180H48ZM73 181V180H72ZM87 181V180H86ZM93 181V180H92ZM110 181V180H109ZM143 181V180H142ZM150 181V180H149ZM158 181V180H157ZM167 181V180H166ZM171 181H172V179H171ZM210 181V180H209ZM208 181V182H209ZM215 181V180H214ZM31 182V181H30ZM38 182V181H37ZM45 182V181H44ZM60 182H61V180H60ZM65 182V181H64ZM63 182V183H64ZM71 182V181H70ZM76 181L74 180V183H75ZM94 182V181H93ZM98 182V181H97ZM102 182H103V180H102ZM105 182H107V181H105ZM104 182V183H105ZM111 182V181H110ZM109 182V183H110ZM114 183H116V184H119V183H117V182H119L118 180H117V182H115V181H113ZM123 182H124V180H123ZM168 182H170V181H168ZM190 182V181H189ZM207 182V181H206ZM230 182V181H229ZM40 183V182H39ZM39 183H38V185H39ZM50 183V182H49ZM54 183V182H53ZM62 183V182H61ZM72 183V182H71ZM74 183H72L73 185H75ZM82 183H84V182H82ZM108 183V182H107ZM172 183V182H171ZM231 183V182H230ZM32 184V183H31ZM30 184V185H31ZM47 184V183H46ZM45 184V185H46ZM67 184V183H66ZM65 184V185H66ZM69 184V183H68ZM71 184V185H72ZM77 184V183H76ZM112 184V183H111ZM115 184V185H116ZM211 184V183H210ZM226 184V183H225ZM41 185H43V183L41 184ZM44 185V186H45ZM51 186H52V184H50ZM53 185H55V184H53ZM58 186H59V183L57 184ZM70 185V186H71ZM78 185H81L80 183L78 184ZM78 185H77V187H78ZM86 185V184H85ZM93 185V184H92ZM100 185H101V183H100ZM103 185V184H102ZM109 185V184H108ZM206 185V184H205ZM232 185V184H231ZM33 186H34V184H33ZM37 186V185H36ZM88 186V185H87ZM89 186H90V184H89ZM89 186H88V188H89ZM104 186V185H103ZM106 186V185H105ZM207 186V185H206ZM210 186V185H209ZM217 186V185H216ZM227 186V185H226ZM57 186H55V188H56ZM68 187V186H67ZM82 187H83V184H82ZM81 187V188H82ZM93 187V186H92ZM96 187H98V186H96ZM107 187V186H106ZM229 187V186H228ZM15 188V189H14ZM35 188V187H34ZM46 188V187H45ZM47 188H48V186H47ZM60 187H58L57 189H59ZM103 188V187H102ZM113 188V187H112ZM227 188V187H226ZM33 189V188H32ZM36 189H38V187L36 188ZM44 189V188H43ZM54 189V188H53ZM57 189H55V190H57ZM65 189H68V188H66L65 187ZM75 189H78V191H79V188H76L75 187ZM10 190V191H11ZM54 190V191H55ZM60 190V189H59ZM81 190V189H80ZM214 190V189H213ZM219 190V189H218ZM225 190V189H224ZM33 191V190H32ZM37 191V190H36ZM62 191V190H61ZM75 191H77V190H74L73 192H75ZM111 191V190H110ZM115 191V190H114ZM130 191V190H129ZM14 193L16 192V190L15 191H13ZM29 192H31V191H29ZM38 192H40V191H38ZM37 192V193H38ZM63 192V191H62ZM69 192V194H70V192L71 191H68ZM73 192L71 193V194H73ZM83 192H86V191H83ZM117 192V191H116ZM155 192V191H154ZM211 192V191H210ZM232 192V191H231ZM12 193V192H11ZM11 193H9V194H11ZM33 193H36V192H33ZM49 193V192H48ZM54 193V192H53ZM56 193H57V191H56ZM88 193V192H87ZM98 193V192H97ZM29 194V193H28ZM39 194V193H38ZM41 195H42V193H40ZM46 194V193H45ZM49 194H51L52 195V193H49ZM66 194V193H65ZM79 194V193H78ZM84 193H82V195H83ZM88 194H92V193H88ZM131 194V193H130ZM133 194V193H132ZM178 195H179V193H177ZM215 194V193H214ZM216 194H217V192H216ZM220 193L218 192V195H219ZM13 195V194H12ZM31 195H32V192H31ZM36 195V194H35ZM60 195V194H59ZM85 195H87L86 193L84 194V196ZM109 195V194H108ZM119 195V194H118ZM117 195V196H118ZM145 195V194H144ZM25 196V195H24ZM58 196V195H57ZM80 196V195H79ZM91 196V195H90ZM94 196V195H93ZM101 196V195H100ZM107 196V195H106ZM117 196H113V197H117ZM9 197H11V199H12V196H9ZM16 197V196H15ZM34 197V196H33ZM51 197V196H50ZM67 197V196H66ZM69 197V196H68ZM76 197V196H75ZM87 197V196H86ZM89 197V196H88ZM87 197V198H88ZM98 197V196H97ZM96 197V199H98ZM177 198H178V196H176ZM14 198V197H13ZM17 198H19L18 197V195H17ZM25 198V197H24ZM55 198V197H54ZM87 198H83L84 200H86ZM93 198V197H92ZM95 198V197H94ZM92 199V201L91 200H89V201H91V202H94L93 200H95V199ZM101 198H104V197H100V200H101ZM118 198V197H117ZM117 198H115V199H117ZM123 198H124V195H123ZM177 198H174V199H177ZM182 198V197H181ZM57 199V198H56ZM63 199H65V197L63 198ZM70 199L72 200V198L70 197ZM89 199V198H88ZM14 200H16V199H14ZM31 200V199H30ZM119 200V199H118ZM147 200V199H146ZM183 200V199H182ZM182 200H180V202H181V207L183 206V203L185 202H183ZM22 201V200H21ZM52 201V200H51ZM67 201V200H66ZM89 201H86L87 203L89 202ZM97 201H99V200H97ZM97 201H95V202H97ZM101 201H103V199L101 200ZM178 201V200H177ZM176 201V202H177ZM205 201V200H204ZM214 201V200H213ZM8 202V201H7ZM10 202V201H9ZM19 202V201H18ZM26 202V201H25ZM58 202V201H57ZM106 202V201H105ZM116 202H118V201H116ZM121 202V201H120ZM175 202V203H176ZM179 202V201H178ZM250 202H252V200L250 201ZM6 203V202H5ZM87 203L85 204L84 203V206L85 205H87ZM90 203V202H89ZM102 203V202H101ZM186 203V202H185ZM19 204V203H18ZM51 204V203H50ZM83 204V203H82ZM104 204V203H103ZM148 204V203H147ZM206 204V203H205ZM98 205V204H97ZM105 205H107V204H105ZM104 205V206H105ZM157 205V204H156ZM178 205V206H179ZM204 205V204H203ZM207 205V204H206ZM205 205V206H206ZM214 205V204H213ZM233 205V204H232ZM256 205V204H255ZM10 206H11V204H10ZM13 206V205H12ZM55 206V205H54ZM100 206H102V205H100ZM186 206V205H185ZM210 206V205H209ZM229 206H231V205H229ZM229 206H228V208L227 209H225L224 211H222V213H221V215L219 216L220 218H218V220H220L221 222H224L225 223V221L227 222V220L229 219V220H232L233 219V216L235 215V212L232 210V208H229ZM250 206V205H249ZM56 207V206H55ZM66 207V206H65ZM72 207V206H71ZM75 207V206H74ZM87 207H88V205H87ZM93 208H95L94 206H92ZM211 207V206H210ZM243 207V206H242ZM6 208V207H5ZM8 208V207H7ZM26 208V207H25ZM54 208V207H53ZM61 208V207H60ZM59 208V209H60ZM91 207H89V209H90ZM149 208V207H148ZM152 208V207H151ZM155 208V207H154ZM173 208V207H172ZM171 208V209H172ZM46 209V208H45ZM58 209V208H57ZM65 210L63 207L61 208V210ZM68 209V208H67ZM81 209V208H80ZM92 209V208H91ZM97 209V208H96ZM103 209V208H102ZM115 209V208H114ZM160 209V208H159ZM177 211H182V212H185L186 213V215H191L193 212H190V211H184V209L183 210H181L179 207L177 208H175ZM204 209V208H203ZM210 209H212V208H210ZM214 209V208H213ZM246 209V208H245ZM53 210V209H52ZM54 210H56V209H54ZM62 210V211H63ZM71 210V209H70ZM15 211V210H14ZM45 211V210H44ZM57 211V210H56ZM55 211V212H56ZM61 211V212H62ZM67 211V210H66ZM69 211V210H68ZM85 211V210H84ZM92 210H90V212H91ZM152 211H153V209H152ZM159 211V210H158ZM158 211H156V212H158ZM47 212H49L48 210H47ZM52 212V211H51ZM60 212V211H59ZM60 212V213H61ZM75 212V211H74ZM93 212V211H92ZM149 212V211H148ZM153 212H155V209H154V211ZM156 212L154 213V214H156ZM161 212V211H160ZM166 212V211H165ZM210 212H212L211 210H210ZM50 213V212H49ZM49 213H48V215H49ZM58 213V212H57ZM68 214H69V212H67ZM82 213V212H81ZM150 213H151V211H150ZM159 213V212H158ZM167 213V212H166ZM179 213H181V212H179ZM196 213V212H195ZM194 213V214H195ZM261 213V212H260ZM9 214V213H8ZM31 214V213H30ZM41 214V213H40ZM39 214V215H40ZM47 214V213H46ZM51 214V213H50ZM64 214H65V212H64ZM144 214V213H143ZM146 214V213H145ZM144 214V215H145ZM217 214V213H216ZM10 215H12L11 213H10ZM38 215V216H39ZM59 215V214H58ZM65 215H67V214H65ZM72 215H73V213H72ZM71 215V216H72ZM75 215V214H74ZM87 215V214H86ZM93 215V214H92ZM146 215H148V214H146ZM165 215V214H164ZM182 215V214H181ZM193 215V214H192ZM197 214H195V216H196ZM206 215V214H205ZM8 216V215H7ZM6 216V217H7ZM37 216V215H36ZM47 216V215H46ZM45 216V217H46ZM50 216V215H49ZM51 216H52V214H51ZM55 216V215H54ZM56 216H57V214H56ZM101 216V215H100ZM154 216V215H153ZM176 216V215H175ZM174 216V217H175ZM201 215H199V217H200ZM21 217V216H20ZM43 217H44V215H43ZM60 217H61V215H60ZM69 217V216H68ZM76 218L77 217H79L78 215L77 216H75ZM147 217V216H146ZM178 217V216H177ZM183 217V216H182ZM192 217V216H191ZM198 217V219L200 220V218L202 217H200L199 218ZM218 217V216H217ZM62 218H64V217H62ZM65 218H66V216H65ZM64 218V219H65ZM70 218V217H69ZM69 218H68V221H69ZM74 218V217H73ZM72 218V219H73ZM75 218V219H76ZM80 218V217H79ZM149 218H151V217H149ZM153 218V217H152ZM156 217H154V219H155ZM195 218V217H194ZM197 218V217H196ZM18 219H19V217H18ZM26 219V218H25ZM34 219V218H33ZM44 219V218H43ZM53 219V218H52ZM55 219H57V218H55ZM60 219V218H59ZM67 219V218H66ZM78 219V218H77ZM81 219H82V217H81ZM83 219H84V217H83ZM82 219V220H83ZM187 219V218H186ZM197 219V220H198ZM58 220V219H57ZM71 220V219H70ZM193 220H195V219H193ZM198 220V221H199ZM208 220V219H207ZM215 220V219H214ZM217 220V219H216ZM20 221V220H19ZM26 221V220H25ZM75 221V220H74ZM101 221V220H100ZM157 221V220H156ZM182 221V220H181ZM201 221V220H200ZM10 222V221H9ZM12 222H14L13 220H12ZM17 222V221H16ZM36 222V221H35ZM46 222V221H45ZM53 222V221H52ZM55 222V221H54ZM61 222H63V221H61ZM64 222H67V220L65 221L64 220ZM63 222V223H64ZM71 222H72V220H71ZM76 222V221H75ZM80 222V221H79ZM82 222V221H81ZM103 222V221H102ZM105 222V221H104ZM112 222V221H111ZM135 222H137V221H135ZM220 222V223H221ZM27 223H28V221H27ZM49 223V222H48ZM107 223V222H106ZM22 224V223H21ZM67 224H68V222H67ZM73 224H75V223H73ZM18 225V224H17ZM20 225V224H19ZM23 225V224H22ZM26 224H24V227H26L25 226ZM42 225V224H41ZM99 225V224H98ZM139 225V224H138ZM147 225V224H146ZM153 225V224H152ZM168 225V224H167ZM173 225V224H172ZM198 225H199V223H198ZM215 226H216V224H214ZM28 226V225H27ZM68 226H69V224H68ZM71 226V225H70ZM74 226V225H73ZM79 226H80V224H79ZM78 226V227H79ZM154 226V225H153ZM186 226V225H185ZM200 226V225H199ZM21 227V226H20ZM23 227V228H24ZM30 227V226H29ZM51 227V226H50ZM102 227H103V225H102ZM104 227H106V226H104ZM132 227V226H131ZM150 227V226H149ZM156 227V226H155ZM167 227V226H166ZM165 227V228H166ZM170 227V226H169ZM189 226H187V228H188ZM192 227V226H191ZM191 227H189V228H191ZM205 227V226H204ZM213 227V226H212ZM17 228V227H16ZM27 228V227H26ZM57 228H59V227H57ZM152 228V227H151ZM182 228H184V227H182ZM194 228H196V227H194ZM194 228H193V230H194ZM197 228H199V227H197ZM197 228H196V230H197ZM21 229V228H20ZM28 229V228H27ZM54 229V228H53ZM71 229V228H70ZM74 229V228H73ZM93 229H96V227L95 228H93ZM144 229H145V227H144ZM160 229V228H159ZM201 229V228H200ZM205 229H206V227H205ZM217 229V228H216ZM255 229V228H254ZM253 229V230H254ZM23 230V229H22ZM29 230V229H28ZM166 230V229H165ZM188 230V229H187ZM192 230V231H193ZM196 230H194L193 232H195ZM201 230H203V227H202V229ZM201 230H199V232L201 231ZM24 231V230H23ZM43 231V230H42ZM50 231V230H49ZM99 231V230H98ZM117 231V230H116ZM150 231V230H149ZM153 231V230H152ZM198 231V230H197ZM29 232V231H28ZM75 232V231H74ZM90 232V231H89ZM88 232V233H89ZM125 232H127V231H125ZM151 232V231H150ZM180 232H182V231H180ZM203 232H205V231H203ZM202 232V233H203ZM18 233V234H17ZM23 233H25V231L23 232ZM43 233H45V232H43ZM56 233V232H55ZM71 233V232H70ZM73 233V232H72ZM71 233V234H72ZM87 233V232H86ZM135 233V232H134ZM158 232H156V234H157ZM175 233V232H174ZM176 233H177V231H176ZM183 233V232H182ZM181 233V234H182ZM21 234V235H20ZM33 234V233H32ZM64 234V233H63ZM82 234H84V233H82ZM96 234V233H95ZM108 234V233H107ZM141 234H143V233H141ZM150 234V233H149ZM158 234H160V235H164V234H161V233H158ZM169 235V232H165V235L164 236H167V235ZM180 234V233H179ZM86 235H88V234H86ZM85 234H84V236H86ZM127 235V234H126ZM183 235H184V233H183ZM187 235V234H186ZM202 235H204V234H202ZM62 236V235H61ZM80 236H82V235H80ZM83 236V237H84ZM172 236V235H171ZM188 236H190L189 234H188ZM35 237V236H34ZM42 237V236H41ZM78 237V239H79V236H77ZM83 237H80V238H83ZM87 237V236H86ZM139 237V236H138ZM240 237V236H239ZM68 238V237H67ZM70 238V237H69ZM190 238V237H189ZM28 239V238H27ZM75 239V238H74ZM143 239V238H142ZM36 240V239H35ZM57 240V239H56ZM63 240H65V239H63ZM69 240V239H68ZM68 240H67V242H68ZM72 240V239H71ZM89 240V239H88ZM117 240V239H116ZM120 240V239H119ZM118 240V241H119ZM124 240V239H123ZM145 240V239H144ZM28 241H31V240H28ZM34 241V240H33ZM86 241V240H85ZM75 242V241H74ZM77 242V241H76ZM75 242V244L74 245H72V246H75L77 243ZM89 242H91L90 240H89ZM111 242V241H110ZM30 244H31V242H29ZM35 243H37V241L35 242ZM62 243H63V241H62ZM73 243V242H72ZM83 243V242H82ZM94 243H96V242H93L92 244H94ZM100 243V242H99ZM116 243V242H115ZM67 244V243H66ZM68 244L70 245V243L68 242ZM67 244V246H69ZM103 243H101V245H102ZM156 244V243H155ZM172 244V243H171ZM170 244V245H171ZM174 244V243H173ZM173 244H172V246H173ZM179 244V243H178ZM218 244V243H217ZM61 245V244H60ZM78 245H80L79 243H78ZM88 245H90V243H88ZM176 245V244H175ZM30 246V245H29ZM65 246V245H64ZM77 246V245H76ZM81 246V245H80ZM163 246V245H162ZM171 246V247H172ZM177 246V245H176ZM175 246V247H176ZM33 247V246H32ZM36 247V246H35ZM34 247V248H35ZM40 247V246H39ZM70 248H71V246H69ZM83 247V246H82ZM91 247V246H90ZM94 247V246H93ZM95 247H96V245H95ZM94 247V248H95ZM134 247V246H133ZM68 248V247H67ZM67 248H66V250H67ZM69 248V249H70ZM80 248V247H79ZM84 248V247H83ZM92 248V247H91ZM99 248V247H98ZM102 248H104V247H102ZM101 248V249H102ZM31 249H33V248H31ZM38 249V248H37ZM59 249H61V248H59ZM71 249H74L73 247L71 248ZM100 249V248H99ZM100 249V250H101ZM106 249V248H105ZM114 249V248H113ZM131 249H132V247H131ZM194 249V248H193ZM192 249V250H193ZM33 250H35V249H33ZM64 250V249H63ZM65 250V251H66ZM77 250V249H76ZM79 250V249H78ZM83 250V249H82ZM81 250V248H80V250H79V252L81 251L82 253H83V251H85V250H83L82 251ZM91 250V249H90ZM92 250H94V249H92ZM98 250V249H97ZM108 250V249H107ZM133 250V249H132ZM160 250V249H159ZM182 250V249H181ZM195 250V249H194ZM242 250V249H241ZM246 250V249H245ZM256 250V249H255ZM36 251H38V250H35V251H33V252H36ZM61 251V250H60ZM87 251V250H86ZM96 251V250H95ZM103 251V250H102ZM179 251V250H178ZM177 251V252H178ZM32 252V253H33ZM49 252V251H48ZM51 252V251H50ZM57 252V251H56ZM67 252V251H66ZM77 252V251H76ZM76 252H74V254L76 253ZM78 252V253H79ZM89 252V251H88ZM88 252H86V254L87 255H89L88 254ZM99 252V251H98ZM133 252V251H132ZM145 252V251H144ZM148 252V251H147ZM196 252V251H195ZM204 252V251H203ZM243 252V251H242ZM245 252V251H244ZM45 253V252H44ZM54 253V252H53ZM68 253H69V251H68ZM68 253H64V252H62V254H66V256H68L67 254ZM78 253H76V254H78ZM95 253V252H94ZM100 253H101V251H100ZM105 253V252H104ZM118 253V252H117ZM138 253V252H137ZM249 253V252H248ZM255 253V252H254ZM42 254V253H41ZM84 255V256H87V255ZM96 254H98L99 256H100V254L99 253H96ZM133 254H136V252L135 253H133ZM191 254V253H190ZM228 254V253H227ZM244 254V253H243ZM250 254V253H249ZM248 254V256H250L251 257V255H249ZM251 254H252V252H251ZM46 255H48V254H46ZM46 255L43 257L44 258V260L46 259ZM72 255V254H71ZM78 255H80L81 256V254L79 253ZM107 255V254H106ZM132 255V254H131ZM138 255V254H137ZM142 255V254H141ZM222 255V254H221ZM240 255H242V254H240ZM30 256V257H29ZM38 256V255H37ZM40 256V255H39ZM43 256V255H42ZM49 257H50V255H48ZM57 256V255H56ZM61 256V255H60ZM60 256H59V259H60ZM63 256V255H62ZM77 255H75V258H78V257H76ZM83 256V258H86V257H84ZM94 256H96V255H94ZM144 256V255H143ZM220 256V255H219ZM229 257H228V259H227V261L228 262H232V261H234L235 259H234V257L235 258H237V257H239V254H238V256L237 255H235V254H232L231 256L230 255H228ZM36 257V256H35ZM63 257H65V256H63ZM91 257V256H90ZM93 257V256H92ZM113 257V256H112ZM120 257V256H119ZM138 257V256H137ZM197 257V256H196ZM201 257V256H200ZM253 257V256H252ZM48 258V257H47ZM55 258H57V257H55ZM87 258H89V257H87ZM94 258V257H93ZM102 258V257H101ZM142 258V257H141ZM188 258V257H187ZM240 258V257H239ZM254 258V257H253ZM53 259V258H52ZM64 259V258H63ZM62 259V260H63ZM67 259V258H66ZM80 259L82 260V258L80 257ZM79 259V260H80ZM116 259V258H115ZM134 259V258H133ZM132 259V260H133ZM157 259V258H156ZM190 259V258H189ZM34 260V261H33ZM38 260V261H37ZM47 260V259H46ZM50 260H51V258H50ZM56 260V259H55ZM58 260V259H57ZM62 260H60V261H62ZM127 260V259H126ZM125 260V261H126ZM184 260H186V258L184 259ZM192 260V259H191ZM232 260V261H231ZM10 261L12 262V263H10ZM66 261V260H65ZM64 261V262H65ZM70 261H72V260H70ZM78 261V260H77ZM96 261V260H95ZM107 261V260H106ZM128 261V260H127ZM141 261H143V260H141ZM183 261V260H182ZM181 261V262H182ZM226 261V260H225ZM244 261V260H243ZM45 262V261H44ZM48 262L49 261H47V264H48ZM51 263H52V260L50 261ZM59 262V261H58ZM74 262H76L75 261V259H74ZM79 262V261H78ZM81 263L82 262H84V259L82 260V261H80ZM94 262V261H93ZM219 262V261H218ZM227 262V263H228ZM40 263V262H39ZM57 263V262H56ZM63 263V262H62ZM61 263V264H62ZM91 263V262H90ZM101 263V262H100ZM123 263V262H122ZM136 263V262H135ZM153 263V262H152ZM155 263V262H154ZM208 263V262H207ZM226 263V264H227ZM234 263V262H233ZM232 263V264H233ZM41 264H42V260H41ZM60 264V263H59ZM66 264V263H65ZM74 264H76V263H74ZM83 264H87L86 263V260H85V263H83ZM115 264V263H114ZM129 264H130V261H129ZM132 264V263H131ZM190 264V263H189ZM203 264V263H202ZM211 264V263H210ZM229 264V263H228Z\"/></svg>", "mask_w": 264, "mask_h": 264}]
</instances>
